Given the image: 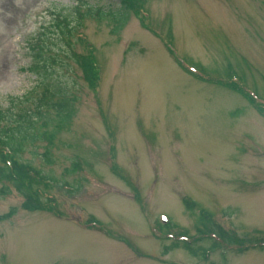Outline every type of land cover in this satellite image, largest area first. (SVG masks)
<instances>
[{
    "label": "rangeland",
    "instance_id": "1",
    "mask_svg": "<svg viewBox=\"0 0 264 264\" xmlns=\"http://www.w3.org/2000/svg\"><path fill=\"white\" fill-rule=\"evenodd\" d=\"M78 4L85 17L74 14ZM138 5L113 33L98 17L117 9L111 0H0L4 114L9 98L37 85L25 71L29 45L51 39L70 13L68 42L87 55L83 34L99 68L91 84L63 59L72 121L54 137L55 122H40L48 139L27 144L23 156L53 179L43 189L55 207L25 211L15 190L0 199V264H264V248L201 239L216 231L264 240V111L177 61L216 80L237 76L264 102V0Z\"/></svg>",
    "mask_w": 264,
    "mask_h": 264
},
{
    "label": "trees",
    "instance_id": "2",
    "mask_svg": "<svg viewBox=\"0 0 264 264\" xmlns=\"http://www.w3.org/2000/svg\"><path fill=\"white\" fill-rule=\"evenodd\" d=\"M111 1L116 3V10L109 13L97 11L96 14L102 12L98 17L105 18L114 24L113 33H118L130 20L133 10L137 8V12H139L141 6L138 3H144L145 0ZM75 9V15L79 18L85 17V14L81 12L82 8L77 7ZM66 12L64 10L62 15L58 14L57 16L59 18L66 17L64 15ZM70 14L66 20L64 19L65 21L56 20L57 33L51 39L48 35L43 34L29 45L31 64L25 71L36 77L37 85L23 98H9L11 114L6 115L0 109V199L15 190L24 198L21 207L28 212H39L55 207V200L50 196L46 197L45 193L47 192L43 189L53 179L47 177L31 163L26 162L23 156L27 144L35 140L48 139V135L38 129L40 122L44 124L51 120L55 122V128L52 132L54 137L57 132L61 131L63 127L69 126L72 121L74 110L70 104L71 99L67 95L72 83L71 79L66 78V73L62 70L63 67H66L64 60L75 61L80 64L91 84H95V80L99 77V68L94 60V47L91 43L86 42V37L78 33L77 36L80 39L76 38L85 43L87 51L84 50L87 55L77 53L68 42L69 35L74 29L70 22V18L74 14ZM216 83L239 92L252 105L260 111H264L263 105L245 87L242 88L238 84L222 81ZM15 109L19 112L13 114ZM51 113L54 115L53 119L50 118ZM4 116L7 119L10 117L9 123L1 126V123L4 122ZM50 139L53 138L50 137ZM203 216H206L203 217V220L207 218L210 221L208 214ZM211 233L217 235L225 243H235L240 251L250 248H264V240L255 239L253 242L243 243L245 240L242 238L222 235L216 231ZM206 236L212 240L211 235Z\"/></svg>",
    "mask_w": 264,
    "mask_h": 264
}]
</instances>
